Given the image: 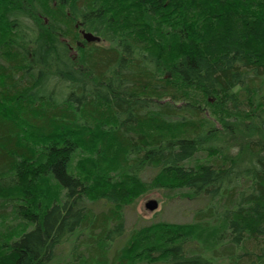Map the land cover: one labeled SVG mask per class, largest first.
Returning <instances> with one entry per match:
<instances>
[{
  "label": "trees",
  "instance_id": "1",
  "mask_svg": "<svg viewBox=\"0 0 264 264\" xmlns=\"http://www.w3.org/2000/svg\"><path fill=\"white\" fill-rule=\"evenodd\" d=\"M157 189L207 205L110 260ZM69 240L70 264H264V0H0V264Z\"/></svg>",
  "mask_w": 264,
  "mask_h": 264
},
{
  "label": "rangeland",
  "instance_id": "2",
  "mask_svg": "<svg viewBox=\"0 0 264 264\" xmlns=\"http://www.w3.org/2000/svg\"><path fill=\"white\" fill-rule=\"evenodd\" d=\"M235 141H237L235 142V147L238 148L239 144L241 145V142L238 138H235ZM150 199H156L159 202V207L154 212L148 211L145 208L146 202ZM206 205V197L200 196L195 199H188L175 194V192H167L166 190L157 189L142 195L132 205H127L123 208L122 211L124 212L126 231L124 236L114 240L111 243L108 257L110 258V260H114L116 252L125 242L127 235L133 232L134 229H138L144 225L159 221L172 223H189L196 220L195 214L199 209H204ZM96 209L101 210L99 206H97ZM71 247V240L59 247L58 257L56 258L55 264H70Z\"/></svg>",
  "mask_w": 264,
  "mask_h": 264
},
{
  "label": "water",
  "instance_id": "3",
  "mask_svg": "<svg viewBox=\"0 0 264 264\" xmlns=\"http://www.w3.org/2000/svg\"><path fill=\"white\" fill-rule=\"evenodd\" d=\"M83 35L88 42H91L97 39V36L94 35L92 32L84 31ZM145 207L148 211L152 212L159 207V202L156 199H150L149 201L146 202Z\"/></svg>",
  "mask_w": 264,
  "mask_h": 264
},
{
  "label": "bare ground",
  "instance_id": "4",
  "mask_svg": "<svg viewBox=\"0 0 264 264\" xmlns=\"http://www.w3.org/2000/svg\"><path fill=\"white\" fill-rule=\"evenodd\" d=\"M93 42H97V43H100L101 45H106V42L102 39V37H97L96 40H94ZM78 45L81 47V46H84L82 45L81 43H78ZM71 50H73V47H71Z\"/></svg>",
  "mask_w": 264,
  "mask_h": 264
},
{
  "label": "flooded vegetation",
  "instance_id": "5",
  "mask_svg": "<svg viewBox=\"0 0 264 264\" xmlns=\"http://www.w3.org/2000/svg\"><path fill=\"white\" fill-rule=\"evenodd\" d=\"M83 31H84V30H81V34H82V37H83L84 41L86 42V39H85V37H84V35H83ZM79 43H81L82 45H85L83 41H79Z\"/></svg>",
  "mask_w": 264,
  "mask_h": 264
}]
</instances>
